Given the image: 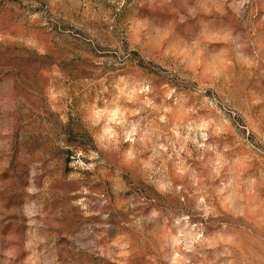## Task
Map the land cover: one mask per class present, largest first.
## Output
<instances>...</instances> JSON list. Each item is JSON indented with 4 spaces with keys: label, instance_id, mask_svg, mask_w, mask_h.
Segmentation results:
<instances>
[{
    "label": "rangeland",
    "instance_id": "1",
    "mask_svg": "<svg viewBox=\"0 0 264 264\" xmlns=\"http://www.w3.org/2000/svg\"><path fill=\"white\" fill-rule=\"evenodd\" d=\"M0 264H264V0H0Z\"/></svg>",
    "mask_w": 264,
    "mask_h": 264
}]
</instances>
